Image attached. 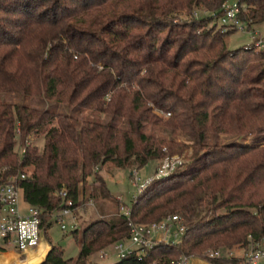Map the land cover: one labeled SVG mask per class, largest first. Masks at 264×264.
Here are the masks:
<instances>
[{
    "label": "trees",
    "instance_id": "obj_1",
    "mask_svg": "<svg viewBox=\"0 0 264 264\" xmlns=\"http://www.w3.org/2000/svg\"><path fill=\"white\" fill-rule=\"evenodd\" d=\"M226 0H0V92L31 95L109 115L83 120L63 113L0 102V177L28 173L24 200L41 209L42 226L73 201L95 175L93 193L110 197L95 168L112 162L142 168L181 144L142 131L164 123L190 136L194 158L151 182L131 204L132 220L147 223L179 214L187 232L175 245L137 252L114 264H147L209 248L244 247L264 238V50L229 49L218 29ZM248 27L264 22V0H238ZM207 10L210 17L194 16ZM215 22V25H212ZM109 95V97H108ZM171 112L167 121L154 109ZM125 118L129 127L115 119ZM19 130V132H18ZM206 133L238 135L241 142L207 144ZM43 136L42 151L26 145ZM25 153L16 151L18 142ZM264 138V137H263ZM66 194L63 195V190ZM77 258L61 247L43 264H89V257L127 240L120 213L92 222L78 236ZM215 264L237 263L216 259Z\"/></svg>",
    "mask_w": 264,
    "mask_h": 264
},
{
    "label": "rangeland",
    "instance_id": "obj_2",
    "mask_svg": "<svg viewBox=\"0 0 264 264\" xmlns=\"http://www.w3.org/2000/svg\"><path fill=\"white\" fill-rule=\"evenodd\" d=\"M212 14L203 9L196 10L194 16L200 17H210ZM215 22H212V25ZM218 29L222 33L231 32L225 35V42L229 49H236L242 46H247L248 43L252 41L250 31L257 32L256 38H264V22L256 24L249 27V30L241 31L232 29L230 27H225L219 23ZM0 102H11L18 104H25L28 106L45 108L57 113L72 115L81 121H100L106 122L110 120V116L91 109H84L78 106L60 103L52 100H47L31 95L10 93V92H0ZM164 111V110H163ZM154 112L163 117L166 121L170 116H165L164 112L155 108ZM115 124L120 127H129V123L125 118L118 117L115 119ZM142 131L146 134H153L157 137L163 139H174L175 143L181 144L180 147L174 148V154L182 155L184 158L183 168L190 165L194 158V148L192 146V141L190 136L186 135L180 130H174L172 127L165 125L164 123H152L145 122L142 127ZM264 136L261 138H256L249 136L246 138L248 144L264 143ZM26 145L36 146L40 151L44 147V137L31 135L25 141ZM205 142L207 144H233L236 142H241L238 135L224 134V133H206ZM166 146V144H163ZM25 146L21 144L18 137V142L16 144V151L23 154V149ZM161 159L152 160L147 165L142 168H138L137 165H133L127 168H119L112 162H106L104 164L98 165L95 170L98 175H100L106 182V185L110 192V197H104L99 193L94 196L93 189L96 182L95 175H90L87 177L86 183H81V195L79 197L78 206L74 210L73 217L67 219L68 228L66 230L61 228V224L54 218V223L48 228V237L46 239L51 245L59 246L64 251V257L77 258L80 252L81 244L75 238L73 234L72 225L73 223L78 224V236L81 237L83 230L87 228L92 222L98 219H111L118 216L123 209V207H131L134 195L137 193L136 179L133 175V171L137 170L140 176V180H137L138 184L145 181V179L151 175H154L157 171ZM28 173H31L33 168L28 167L25 169ZM26 173V174H28ZM122 194L123 199H120L117 195ZM1 244V242H0ZM236 248V247H235ZM194 257L200 256L197 254H192ZM89 264H114L119 261V257L116 254L115 242L109 244L105 248L94 252L89 257Z\"/></svg>",
    "mask_w": 264,
    "mask_h": 264
},
{
    "label": "built area",
    "instance_id": "obj_3",
    "mask_svg": "<svg viewBox=\"0 0 264 264\" xmlns=\"http://www.w3.org/2000/svg\"><path fill=\"white\" fill-rule=\"evenodd\" d=\"M240 4L238 0H226L223 4V14L219 18V23L225 27L236 30H249L245 21L239 18ZM252 41L246 48H254L258 51L264 50V38H256L257 32L250 31ZM109 97V95H108ZM164 112L163 110H160ZM165 116H170L171 112H164ZM19 132V130H18ZM166 153L161 158L157 171L138 184L140 176L137 170L132 173L137 185L136 197L146 189L154 180L167 176L175 172L184 165V158L179 154H170L167 146H163ZM25 148L23 153H25ZM27 174H11L7 178L0 177V250H12L24 256L26 252L35 249L41 242L45 230L42 226L41 209L27 203L23 196V187L21 180L25 179ZM66 190H63V195ZM123 199L122 194L117 195ZM76 207H73V201L68 200L67 205L58 211L54 218L59 221L61 228H68L67 219L73 217ZM121 213L129 220L131 228L130 237L127 240L115 242L116 254L119 260L129 254L137 252L140 259L149 255L150 251L162 244L175 245L183 239L187 232V226L179 214H170L160 220L139 223L132 220L131 207H123ZM73 229H78V224L73 223ZM193 255H182L179 258H172L167 262L162 258L152 259L147 264H193ZM213 263L216 259L237 260V263L229 264H264V238L259 241H252L244 247L232 249L209 248L205 255L201 256ZM215 264V263H214Z\"/></svg>",
    "mask_w": 264,
    "mask_h": 264
},
{
    "label": "water",
    "instance_id": "obj_4",
    "mask_svg": "<svg viewBox=\"0 0 264 264\" xmlns=\"http://www.w3.org/2000/svg\"><path fill=\"white\" fill-rule=\"evenodd\" d=\"M52 245L46 239V235H43L40 244L35 248L31 249L21 256L15 251H7L0 253V264H43L50 251ZM193 264H214L209 262L207 259L197 256L193 257Z\"/></svg>",
    "mask_w": 264,
    "mask_h": 264
},
{
    "label": "crops",
    "instance_id": "obj_5",
    "mask_svg": "<svg viewBox=\"0 0 264 264\" xmlns=\"http://www.w3.org/2000/svg\"><path fill=\"white\" fill-rule=\"evenodd\" d=\"M7 251H12V250H7ZM7 251H5V250H0V253H2V252H7Z\"/></svg>",
    "mask_w": 264,
    "mask_h": 264
}]
</instances>
